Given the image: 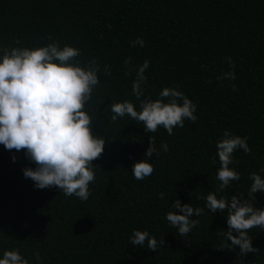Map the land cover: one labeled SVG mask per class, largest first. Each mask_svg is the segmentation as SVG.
Returning a JSON list of instances; mask_svg holds the SVG:
<instances>
[{"label": "trees", "instance_id": "16d2710c", "mask_svg": "<svg viewBox=\"0 0 264 264\" xmlns=\"http://www.w3.org/2000/svg\"><path fill=\"white\" fill-rule=\"evenodd\" d=\"M138 37L144 45L132 46ZM52 41L78 48L82 66L92 59L99 64L100 84L85 111L106 144L93 161L95 181L86 201L58 187L36 188L23 174L36 165L24 151L0 144V258L18 250L29 264H264V230L249 231L258 250L241 257L239 246L222 247H231L224 235L227 210L206 207L209 192L229 201L241 193L247 198L251 173L264 178V0H0V49ZM228 57L236 78L218 80L233 70ZM145 60L141 99L155 100L163 88L178 87L196 105L195 123L185 120L169 135L162 127L146 133L127 115L111 121L113 103L130 101L140 110L132 85ZM226 130L247 137L251 151L234 152L238 163L230 167L240 180L217 191L216 144ZM150 136L160 154L145 158ZM143 159L154 172L136 180L132 167ZM255 196L254 206L264 208V193ZM176 199L204 209L199 217L192 214L200 223L186 237L166 219L169 211H179ZM134 230L165 243L155 251L147 242L134 246Z\"/></svg>", "mask_w": 264, "mask_h": 264}, {"label": "clouds", "instance_id": "9594fccd", "mask_svg": "<svg viewBox=\"0 0 264 264\" xmlns=\"http://www.w3.org/2000/svg\"><path fill=\"white\" fill-rule=\"evenodd\" d=\"M144 43L138 37L132 41V46H143ZM0 50L3 52L0 57V144L8 151H24L36 165L34 169H23L25 178H30L36 188L58 187L65 196L86 201L91 194L89 185L95 181L93 161L102 156L106 144L102 136L94 134L93 119L85 111L94 88L100 84L99 64L92 59L87 66H82L77 60L80 50L67 44L61 47L58 41L31 49L3 47ZM227 60L233 70L218 76V80L236 78L235 63L230 57ZM130 62L131 57L124 63ZM148 67L149 62L145 60L136 71L132 85L133 94L140 101V110L130 101L113 103L111 121L127 115L142 124L146 133H155L162 127L169 135H173L174 128L183 127L185 120L195 123L196 105L178 87L163 88L155 100L151 97L141 99L145 94L147 77L144 73ZM126 74H131V70ZM104 75H111L109 65H105ZM232 90L236 91L235 85ZM155 144V138L150 136L145 158H151L153 154L159 156ZM160 147L168 151L167 143ZM216 148L221 165L216 175L220 182L217 191H223L232 181L240 180V174L230 167L238 163L234 161V152L242 149L247 154L251 149L247 137L233 135L227 130ZM212 163H216L215 157ZM260 171L264 172V168ZM153 172L154 166L148 159L137 161L132 167L136 180H143ZM250 180L247 198L241 193L232 195L229 201L224 197L218 199L213 192L206 197V207L212 213L227 210L228 228L224 235L231 247L227 244L222 247L239 246L241 257L258 250L252 244L249 231L254 228L264 230V208L253 204L255 194L264 193V178L253 172ZM160 198H164V193H160ZM173 207L179 211H169L166 219L178 230V236L186 237L200 223L198 219H191L192 214L199 217L204 214V209L193 208L190 203L181 204L179 199L174 201ZM145 242L147 249L155 251L165 240L162 237L158 241L146 230H134L130 244L144 247ZM34 255L40 260L39 252ZM0 264H29V261L18 250H6Z\"/></svg>", "mask_w": 264, "mask_h": 264}]
</instances>
